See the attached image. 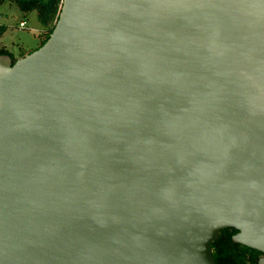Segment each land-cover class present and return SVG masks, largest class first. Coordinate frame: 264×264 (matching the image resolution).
I'll use <instances>...</instances> for the list:
<instances>
[{
    "label": "water",
    "instance_id": "95a60500",
    "mask_svg": "<svg viewBox=\"0 0 264 264\" xmlns=\"http://www.w3.org/2000/svg\"><path fill=\"white\" fill-rule=\"evenodd\" d=\"M228 227L264 253V0H64L0 54V264H216Z\"/></svg>",
    "mask_w": 264,
    "mask_h": 264
},
{
    "label": "trees",
    "instance_id": "16d2710c",
    "mask_svg": "<svg viewBox=\"0 0 264 264\" xmlns=\"http://www.w3.org/2000/svg\"><path fill=\"white\" fill-rule=\"evenodd\" d=\"M3 1V0H2ZM21 11L37 10L41 22L44 24L45 33L41 45L49 38L59 17L60 0H11ZM3 32V28L0 34ZM40 45V46H41ZM11 54L5 48L0 49V54ZM12 56V55H11ZM13 57V56H12ZM14 61L16 58H14ZM235 228L221 230L220 237L213 242V255L216 264H259V256L262 252L247 245L235 242L233 234Z\"/></svg>",
    "mask_w": 264,
    "mask_h": 264
},
{
    "label": "rangeland",
    "instance_id": "374dc122",
    "mask_svg": "<svg viewBox=\"0 0 264 264\" xmlns=\"http://www.w3.org/2000/svg\"><path fill=\"white\" fill-rule=\"evenodd\" d=\"M4 30L0 34V49L5 48L14 58H19L40 47L45 27L37 10L23 12L11 0H0ZM25 20L27 27L22 28L20 21Z\"/></svg>",
    "mask_w": 264,
    "mask_h": 264
},
{
    "label": "built area",
    "instance_id": "2783aa9c",
    "mask_svg": "<svg viewBox=\"0 0 264 264\" xmlns=\"http://www.w3.org/2000/svg\"><path fill=\"white\" fill-rule=\"evenodd\" d=\"M63 2H64V0H60V4H59V13H60V10H61V8H62ZM1 17H2V15H1V13H0V20H1ZM20 26H21V27H26V26H27L26 21H21V22H20Z\"/></svg>",
    "mask_w": 264,
    "mask_h": 264
},
{
    "label": "crops",
    "instance_id": "0c3cea01",
    "mask_svg": "<svg viewBox=\"0 0 264 264\" xmlns=\"http://www.w3.org/2000/svg\"><path fill=\"white\" fill-rule=\"evenodd\" d=\"M15 3V2H14ZM1 13V12H0ZM2 19H3V15H2V17H1V20H0V31L2 30V28H4V25H6V24H3L2 23ZM22 21H25V20H22ZM21 22V21H20ZM27 23V22H26ZM27 27V26H26ZM22 28H25V27H22ZM4 30V29H3Z\"/></svg>",
    "mask_w": 264,
    "mask_h": 264
},
{
    "label": "flooded vegetation",
    "instance_id": "af4514ba",
    "mask_svg": "<svg viewBox=\"0 0 264 264\" xmlns=\"http://www.w3.org/2000/svg\"><path fill=\"white\" fill-rule=\"evenodd\" d=\"M46 1H48V0H46ZM228 228H233V227H228ZM224 229H226V228H224ZM236 229V228H235ZM239 230L237 229V231L234 233V234H236L237 232H238ZM233 234V235H234ZM260 251V250H259ZM260 252H262V251H260ZM264 256V253L262 252L261 254H260V256H259V260H260V258L261 257H263Z\"/></svg>",
    "mask_w": 264,
    "mask_h": 264
}]
</instances>
